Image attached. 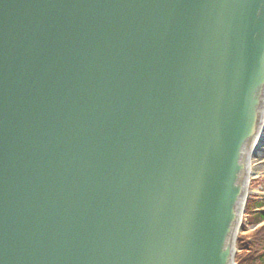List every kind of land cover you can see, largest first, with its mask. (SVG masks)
<instances>
[{
    "label": "water",
    "instance_id": "water-1",
    "mask_svg": "<svg viewBox=\"0 0 264 264\" xmlns=\"http://www.w3.org/2000/svg\"><path fill=\"white\" fill-rule=\"evenodd\" d=\"M264 134V0H0V264H237Z\"/></svg>",
    "mask_w": 264,
    "mask_h": 264
},
{
    "label": "trees",
    "instance_id": "trees-1",
    "mask_svg": "<svg viewBox=\"0 0 264 264\" xmlns=\"http://www.w3.org/2000/svg\"><path fill=\"white\" fill-rule=\"evenodd\" d=\"M257 204V203H256ZM254 204V205H256ZM251 202H249L247 211L248 215L251 218V214L253 213L252 207L254 206ZM260 210L256 212L257 215V221L251 222V224H258L261 222H264V209L262 208V204H259ZM247 237H244L243 239H239V251L242 252V254H245L241 257V255L237 256V263L238 264H264V227L259 229L255 236L250 240L246 239Z\"/></svg>",
    "mask_w": 264,
    "mask_h": 264
},
{
    "label": "rangeland",
    "instance_id": "rangeland-1",
    "mask_svg": "<svg viewBox=\"0 0 264 264\" xmlns=\"http://www.w3.org/2000/svg\"><path fill=\"white\" fill-rule=\"evenodd\" d=\"M263 136H264V134H263ZM253 159L254 160L258 159V155L257 156L255 155ZM261 160L263 161V164H264V152L261 155ZM255 162H257V160ZM262 185H264V167L261 169V172L259 174L254 175L251 179V187H252V190L254 192L249 193L250 194L249 196H250V198L255 199V201H254V199H251L252 201L250 200V202L253 205L255 203H257V201H256L257 198L260 199V202L264 201V189H263ZM253 207H252V209H253ZM249 215H248V211L246 210L245 217L250 219V220H248L247 223H249L250 221L254 223L258 220L256 214H251V218L249 217ZM262 227H264V223L261 225H258V226H256V224H254V226H250V227L247 225V228L244 229L243 232L239 235V239L240 238L243 239L244 237H247L246 239L251 241V239L255 236L257 231L259 229H261ZM244 231H246V232H244ZM239 239H238V244H239ZM238 255L239 256L241 255V257H242L245 254H242V252L238 251L237 256Z\"/></svg>",
    "mask_w": 264,
    "mask_h": 264
},
{
    "label": "bare ground",
    "instance_id": "bare-ground-1",
    "mask_svg": "<svg viewBox=\"0 0 264 264\" xmlns=\"http://www.w3.org/2000/svg\"><path fill=\"white\" fill-rule=\"evenodd\" d=\"M263 152H264V136L259 141V148H258V153H257L258 159H256L257 162H255L256 160L253 159L251 164H250V174H251L250 176H252V177L254 175H256V174H259L261 172V169L264 167L263 161L261 160V155H262ZM252 192H254V191L252 190L251 181H250L249 193H252ZM249 193H248L247 201H246V204H245V211H244V214H243V219H242V224H241V232L244 229L247 228V225L249 227L254 225V224H251L250 222L247 223L248 220H250V219L245 217V213H246V210H247V207H248V203L250 202L251 199H254V198H250V196H249L250 194ZM254 201H255V199H254ZM256 201H257V204L255 203L256 205H254V207L252 209V211H253L252 214H255L257 212V208H258V206L260 204V199L259 198H257Z\"/></svg>",
    "mask_w": 264,
    "mask_h": 264
}]
</instances>
